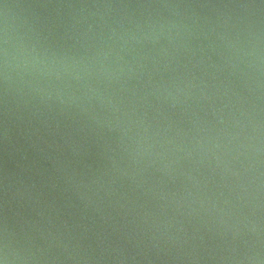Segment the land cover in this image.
<instances>
[{"label":"water","instance_id":"obj_1","mask_svg":"<svg viewBox=\"0 0 264 264\" xmlns=\"http://www.w3.org/2000/svg\"><path fill=\"white\" fill-rule=\"evenodd\" d=\"M259 2L0 0L14 264H264Z\"/></svg>","mask_w":264,"mask_h":264},{"label":"clouds","instance_id":"obj_2","mask_svg":"<svg viewBox=\"0 0 264 264\" xmlns=\"http://www.w3.org/2000/svg\"><path fill=\"white\" fill-rule=\"evenodd\" d=\"M8 5H5L7 8ZM7 43V40H5ZM5 68H7V49H5ZM5 81H7V73L5 74ZM20 254L18 251H14L11 247L9 240V229L7 223L3 227V240L0 242V264H14L15 260L20 259Z\"/></svg>","mask_w":264,"mask_h":264},{"label":"snow or ice","instance_id":"obj_3","mask_svg":"<svg viewBox=\"0 0 264 264\" xmlns=\"http://www.w3.org/2000/svg\"><path fill=\"white\" fill-rule=\"evenodd\" d=\"M259 7H262V8H264V0H260V2H259V5H258Z\"/></svg>","mask_w":264,"mask_h":264}]
</instances>
